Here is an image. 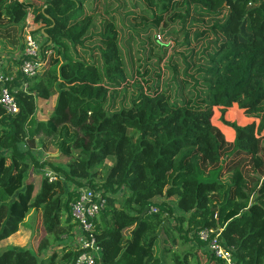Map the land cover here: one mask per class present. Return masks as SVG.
<instances>
[{"label": "trees", "instance_id": "obj_1", "mask_svg": "<svg viewBox=\"0 0 264 264\" xmlns=\"http://www.w3.org/2000/svg\"><path fill=\"white\" fill-rule=\"evenodd\" d=\"M117 2L0 0L1 51L24 52L31 15L45 59L32 77L20 70L24 54L4 66L19 109L10 114L0 104V241L30 227L31 212L39 238L36 251L1 249L0 264H74L81 250L71 244L72 204L82 187L105 199L93 219L102 248L96 264H224L200 239L205 229L232 248L238 264H264V0ZM137 9L151 11L157 25L176 35V54L166 65L172 68L176 56V73L163 86L155 71L146 90L141 82L138 94L116 103L129 73L115 15L122 10L125 20ZM202 25L192 44L191 28ZM182 47L191 50L185 55ZM234 104L258 124L227 121L225 110ZM216 107L234 129L233 141L212 122ZM52 145L69 157L53 168L40 161ZM48 168L57 175L53 181L44 174ZM31 170L43 176L36 193L27 182ZM152 206L158 212L149 213Z\"/></svg>", "mask_w": 264, "mask_h": 264}, {"label": "rangeland", "instance_id": "obj_2", "mask_svg": "<svg viewBox=\"0 0 264 264\" xmlns=\"http://www.w3.org/2000/svg\"><path fill=\"white\" fill-rule=\"evenodd\" d=\"M105 1V0H104ZM108 1V0H106ZM123 0H119V2L116 3V7H119V4ZM147 4L146 2H144ZM100 6V14L102 16V12L105 10V5L99 2ZM133 5L128 6V8H132ZM153 8V6H151ZM126 9V8H125ZM88 10V9H87ZM136 15L139 16V18H134V15L126 16L125 20L122 19L124 14H122V10L119 12H116V21H117V26H118V31H119V38H120V44L123 45V51L127 54L125 55V63L127 67V72L129 73L128 75V84H126V90L122 91L119 90L118 97L116 98L117 101L116 103H120L121 101H127L131 99V96L134 94H138L140 91V87H137L139 83L143 82V88L146 90L151 84L153 79H156L153 77V79H149V77L155 75V71L161 70L162 72V81H163V86L166 84L168 80H170L174 73H176V56L174 57L171 65L172 68H168L166 65L168 63L169 57L172 55L176 54V35L174 33L170 34L168 33V29L164 23L162 25L156 24L155 20L152 19V12H146V13H139L140 10H135ZM145 15V17H142ZM129 20H131L129 22ZM32 21L31 15L29 16L28 20L26 21L24 31H23V38H22V43L25 41V35L27 32H30L38 41L39 46L43 44V39L40 36V33L38 31L39 26H30V23ZM140 22V24H138ZM135 25L138 29H140L139 34L132 36V28H128V26ZM176 28V22H174L173 26ZM205 28L204 25L202 26H193L191 28V34H190V40L192 41L191 43H195V38H194V31H202ZM131 35L132 38H129ZM212 39L211 37L206 38L202 45H200L198 48H202L206 43L210 42ZM90 50L92 51L95 47V44H90ZM41 47L40 46V52H41ZM131 47V52L128 54V50ZM153 48L152 51L150 49ZM1 49L3 48V44L0 43V53L4 54V66L6 67L8 65V59L9 58H15L17 59L19 56L23 55L21 52L22 48L14 49L11 53H8V51L2 52ZM9 49V48H7ZM191 48L189 47H182L178 48L179 52H183L185 55H187V52L190 51ZM83 51V50H82ZM166 51V55L162 59V62L160 64L157 63V57L158 55H163V53ZM14 53V54H13ZM51 53V50H50ZM157 53L158 55H155ZM6 55V56H5ZM43 58V52L40 55ZM177 60L181 61L182 58L180 56H177ZM14 63V62H13ZM12 65V64H9ZM145 67L148 68V72H145ZM15 70V67L12 69ZM183 73V72H182ZM182 73L179 74L180 79L184 77ZM40 105L42 106H47V101L45 99H40ZM47 110V108H46ZM39 118H45L44 116H38ZM42 157H40V161L43 162V164H46L48 167H52L53 165H56L57 163H65L69 160V157L62 155L57 148L52 145L46 151H44L41 154ZM42 173L36 171V170H31L29 174V178L27 180L28 183H33L35 186V193L38 191L41 182H42ZM122 196V195H121ZM169 203L174 209V212L176 215L182 214V212L179 210V208L176 206L175 199L171 198L169 200ZM29 223L31 224L30 227H25L22 226L20 230L15 233L17 235L16 240L20 245H26L29 246L32 250L36 251L37 249V242L39 238L37 227H38V217L35 215L33 212L30 213V215L27 217ZM172 225L176 223V227L173 228L171 233L173 236H179V229L177 227V221L175 222L174 219H171ZM33 232V233H32ZM35 233V234H34ZM165 234L161 235V238L166 239ZM3 241V240H2ZM1 242V241H0ZM9 241L5 243H0V250L5 248L6 245H8ZM56 251L60 252L61 251V245H58L55 248ZM204 262V260H203Z\"/></svg>", "mask_w": 264, "mask_h": 264}, {"label": "built area", "instance_id": "obj_3", "mask_svg": "<svg viewBox=\"0 0 264 264\" xmlns=\"http://www.w3.org/2000/svg\"><path fill=\"white\" fill-rule=\"evenodd\" d=\"M31 26V23H30ZM32 27V26H31ZM24 59L20 70L25 76H35L40 67L45 62L40 55V46L36 38L27 32L24 41ZM13 76L6 73L4 63L0 59V104L10 114L18 112L19 104L13 94L12 86ZM50 181L57 178V175L51 169H46L44 173ZM79 197L72 204V215L76 222L75 240H78L77 246L81 253L76 258L74 264H96L100 257L102 248L98 245L94 236L93 219L99 214L104 207L105 199L99 191L89 187L78 189ZM158 207L152 206L149 213L158 212ZM201 240L205 241V247L216 258L223 260L224 264H238L233 255L232 248L227 247L214 230H202L199 232Z\"/></svg>", "mask_w": 264, "mask_h": 264}, {"label": "crops", "instance_id": "obj_4", "mask_svg": "<svg viewBox=\"0 0 264 264\" xmlns=\"http://www.w3.org/2000/svg\"><path fill=\"white\" fill-rule=\"evenodd\" d=\"M221 109L222 107H216L214 109V115H213L212 122L223 132L227 141H233L236 136V133L233 128H231L230 126L220 121ZM224 118L227 121H236L240 125H247V124L257 125L258 124V119L247 116L237 104H234L231 107L226 108ZM16 237L17 235L14 234L11 237L1 241L0 243H5L9 241L6 247L10 245H20L18 241L16 240ZM77 243H78V240H75L74 238L71 239V244H77ZM21 246H25V245H21Z\"/></svg>", "mask_w": 264, "mask_h": 264}]
</instances>
